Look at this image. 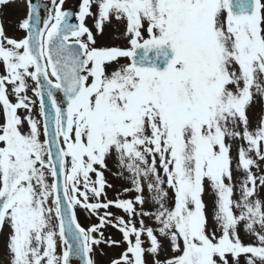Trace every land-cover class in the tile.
Listing matches in <instances>:
<instances>
[{
	"label": "snow or ice",
	"instance_id": "snow-or-ice-1",
	"mask_svg": "<svg viewBox=\"0 0 264 264\" xmlns=\"http://www.w3.org/2000/svg\"><path fill=\"white\" fill-rule=\"evenodd\" d=\"M21 3L0 264H264V0Z\"/></svg>",
	"mask_w": 264,
	"mask_h": 264
},
{
	"label": "rangeland",
	"instance_id": "rangeland-1",
	"mask_svg": "<svg viewBox=\"0 0 264 264\" xmlns=\"http://www.w3.org/2000/svg\"><path fill=\"white\" fill-rule=\"evenodd\" d=\"M48 2V0H46ZM75 0H65V5L64 8L66 6H70L72 3H75ZM0 21L3 22L4 27H5V31L6 34L8 36H14L16 33L14 32V26L16 24V22L23 17L24 15V8L22 6L21 0H16L15 3L10 4L9 6L0 9ZM87 23L89 25H91V21H87ZM98 41L101 40L100 37L97 38ZM107 37H104V40L101 42H106ZM106 178L108 179V182L113 184L114 188L113 189H108V196L109 198H114L115 197V192L116 190H120L121 189V182L117 181L116 179H114L110 174L106 173ZM129 194V198H130ZM78 218H79V222L81 223L82 226H87V221L85 219V215L82 211L78 210ZM106 235H113V238H116L114 235V230H106ZM105 255L100 256L99 254L96 255V260L98 262V264H108V261L110 259H112L113 257L118 256L120 249H109V248H105Z\"/></svg>",
	"mask_w": 264,
	"mask_h": 264
}]
</instances>
